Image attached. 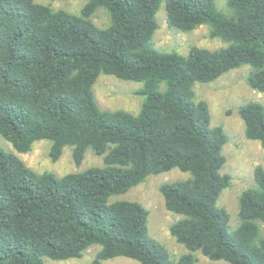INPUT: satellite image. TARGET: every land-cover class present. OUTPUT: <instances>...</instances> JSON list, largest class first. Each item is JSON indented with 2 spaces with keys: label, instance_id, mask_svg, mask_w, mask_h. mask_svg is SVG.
<instances>
[{
  "label": "trees",
  "instance_id": "1",
  "mask_svg": "<svg viewBox=\"0 0 264 264\" xmlns=\"http://www.w3.org/2000/svg\"><path fill=\"white\" fill-rule=\"evenodd\" d=\"M87 1L76 15L35 0H0V136L21 154L48 140L53 162L67 146L78 166L89 149L104 162L58 177L0 147V264L79 259L93 246L100 249L91 264L118 257L196 264L197 251L212 261L264 264V168L242 193L231 232L230 214L218 206L232 179L221 174L228 135L211 126L209 105L194 90L250 66L248 84L264 94V0H228L230 15L216 0H165L171 28L208 25L211 38L228 44L188 55L153 43L164 0ZM99 8L110 16L106 28L92 21ZM101 74L144 84L137 115L100 109L93 86ZM238 112L246 137L264 147V105L249 102ZM173 169L190 175L159 189L166 209L181 217L170 234L188 252L176 261L150 236L141 203L112 200Z\"/></svg>",
  "mask_w": 264,
  "mask_h": 264
},
{
  "label": "rangeland",
  "instance_id": "2",
  "mask_svg": "<svg viewBox=\"0 0 264 264\" xmlns=\"http://www.w3.org/2000/svg\"><path fill=\"white\" fill-rule=\"evenodd\" d=\"M36 3L51 7L53 10H64L71 14L80 15L87 0H35ZM228 0H216L218 9L230 15ZM93 23L99 28H106L110 24V16L104 8H99L92 17ZM158 30L153 36V43L162 53H179L188 55L193 47L208 50H219L228 44L219 38L210 37V27L202 25L191 32H180L171 28L167 21L165 0L157 13ZM252 68L242 66L224 74L208 84L197 83L194 87L198 100H204L209 105L211 126H222L228 135V142L222 153L226 163L221 174L231 176V186L221 194L218 206L230 214V231L233 232L240 224L239 200L248 188L256 186L254 171L257 166L264 168V147L258 141L250 140L245 134V123L239 115V108L249 102L264 105V94L253 90L248 84V76ZM144 84L119 80L113 76L101 74L93 86L95 99L101 110H123L137 115L140 112L144 98L137 93ZM164 87V85H163ZM0 147L17 155L29 168L37 173L50 172L58 177L71 173L84 172L92 167L104 166L103 157L96 155L92 149L87 150L81 165H76L72 148L67 146L61 158L53 162L49 157L51 142L41 140L34 143L30 152L18 153L11 143L0 136ZM188 173L173 169L159 175H152L144 183L134 187L128 193L114 197L112 200H130L141 203L150 213L149 233L168 251L171 260H178L188 252L186 247L179 244L170 234V226L181 217L169 212L160 193V186L165 183L182 181L189 178ZM263 230V229H262ZM100 247L89 248L82 258L55 261L45 258V264H91ZM196 264H230L226 261H212L201 252L194 253ZM104 264H140L139 262L118 257L106 261Z\"/></svg>",
  "mask_w": 264,
  "mask_h": 264
}]
</instances>
